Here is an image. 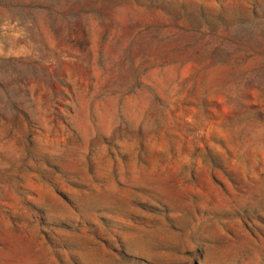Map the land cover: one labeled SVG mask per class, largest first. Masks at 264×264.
<instances>
[{"label": "rangeland", "instance_id": "374dc122", "mask_svg": "<svg viewBox=\"0 0 264 264\" xmlns=\"http://www.w3.org/2000/svg\"><path fill=\"white\" fill-rule=\"evenodd\" d=\"M0 264H264V0H0Z\"/></svg>", "mask_w": 264, "mask_h": 264}]
</instances>
